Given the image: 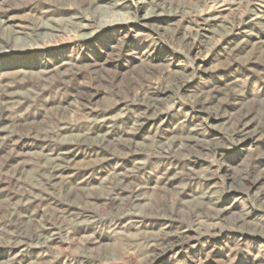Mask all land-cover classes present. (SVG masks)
Wrapping results in <instances>:
<instances>
[{"label": "rangeland", "instance_id": "1", "mask_svg": "<svg viewBox=\"0 0 264 264\" xmlns=\"http://www.w3.org/2000/svg\"><path fill=\"white\" fill-rule=\"evenodd\" d=\"M0 264H264V0H0Z\"/></svg>", "mask_w": 264, "mask_h": 264}]
</instances>
